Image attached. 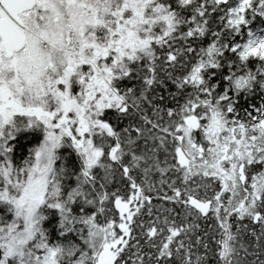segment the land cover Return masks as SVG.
I'll return each instance as SVG.
<instances>
[{"label":"snow or ice","instance_id":"6c2138e0","mask_svg":"<svg viewBox=\"0 0 264 264\" xmlns=\"http://www.w3.org/2000/svg\"><path fill=\"white\" fill-rule=\"evenodd\" d=\"M0 264H264V0H0Z\"/></svg>","mask_w":264,"mask_h":264}]
</instances>
